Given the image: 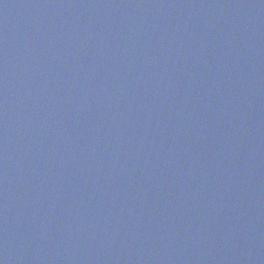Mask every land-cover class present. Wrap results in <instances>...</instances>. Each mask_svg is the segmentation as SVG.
Returning <instances> with one entry per match:
<instances>
[{
  "label": "water",
  "instance_id": "1",
  "mask_svg": "<svg viewBox=\"0 0 264 264\" xmlns=\"http://www.w3.org/2000/svg\"><path fill=\"white\" fill-rule=\"evenodd\" d=\"M0 264H264V0H0Z\"/></svg>",
  "mask_w": 264,
  "mask_h": 264
}]
</instances>
